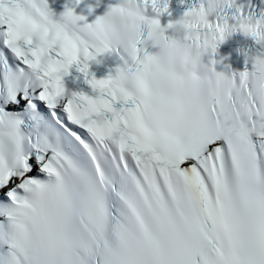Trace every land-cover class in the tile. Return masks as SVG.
Segmentation results:
<instances>
[{
    "label": "snow or ice",
    "instance_id": "obj_1",
    "mask_svg": "<svg viewBox=\"0 0 264 264\" xmlns=\"http://www.w3.org/2000/svg\"><path fill=\"white\" fill-rule=\"evenodd\" d=\"M157 3L0 0V264H264V50L218 71L228 17L177 41Z\"/></svg>",
    "mask_w": 264,
    "mask_h": 264
},
{
    "label": "clouds",
    "instance_id": "obj_2",
    "mask_svg": "<svg viewBox=\"0 0 264 264\" xmlns=\"http://www.w3.org/2000/svg\"><path fill=\"white\" fill-rule=\"evenodd\" d=\"M235 4V0H202V6L197 10L187 11L184 15L175 19L171 23V33L177 41H192L199 38L195 25L200 22H207L214 19L225 11L226 7ZM264 23V16L253 18L249 15H238V23L233 25L228 20H224L222 29L224 37L231 35L234 29L239 28L242 33H250L255 25ZM191 72V66L187 68Z\"/></svg>",
    "mask_w": 264,
    "mask_h": 264
}]
</instances>
